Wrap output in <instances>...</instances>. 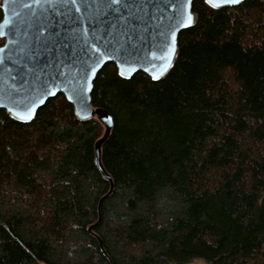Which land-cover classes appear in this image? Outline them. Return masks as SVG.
I'll return each mask as SVG.
<instances>
[{
	"label": "trees",
	"instance_id": "obj_1",
	"mask_svg": "<svg viewBox=\"0 0 264 264\" xmlns=\"http://www.w3.org/2000/svg\"><path fill=\"white\" fill-rule=\"evenodd\" d=\"M192 9L166 75L94 79L99 215L101 123L61 93L27 122L0 109V264H264V0Z\"/></svg>",
	"mask_w": 264,
	"mask_h": 264
},
{
	"label": "snow or ice",
	"instance_id": "obj_2",
	"mask_svg": "<svg viewBox=\"0 0 264 264\" xmlns=\"http://www.w3.org/2000/svg\"><path fill=\"white\" fill-rule=\"evenodd\" d=\"M240 2L205 0L213 8ZM33 5L37 10L32 12L33 21L24 32L23 40L14 37L11 40L12 47H0V76H11L14 81L29 85L24 96L17 101L18 110L13 117L22 122L32 119L37 106L36 100L30 99L31 95L40 93L36 98L39 104L45 102L41 98L45 94L55 95L50 89L60 77L67 79L65 73L59 70L66 66L64 58L74 63L78 50L84 53L78 58L84 66L89 61L98 64L115 57L120 59L118 70L123 66L131 67L128 58L134 53L125 48L121 41L132 43L137 34L144 30L148 22L146 17L156 19L154 15L149 16V9H161L160 3H154V0H31L27 7L32 9ZM164 5L176 9V13L169 17L168 32L158 33L165 39L156 51L150 52V58L146 57L153 69L159 68V74L153 75V80L159 79L172 67L178 28L189 27L195 22L190 11L191 0H177L175 4L164 0ZM85 23L88 24L87 33L83 28ZM17 31L13 29L14 33ZM4 34V30L0 29V36ZM68 49L70 52L66 51ZM118 74L125 76L124 71H118ZM60 83L63 84L64 80H60ZM83 91V85L72 89L73 94L80 98L81 105L84 104L81 97ZM111 122V118H108L109 125Z\"/></svg>",
	"mask_w": 264,
	"mask_h": 264
},
{
	"label": "water",
	"instance_id": "obj_3",
	"mask_svg": "<svg viewBox=\"0 0 264 264\" xmlns=\"http://www.w3.org/2000/svg\"><path fill=\"white\" fill-rule=\"evenodd\" d=\"M194 0H191L190 11L194 16L195 22L197 21L196 13L192 9V4ZM243 0H241L242 2ZM31 2V0H0V9L2 11V18L0 19V29H3L5 34L0 36V39L3 40V43L0 44V47L8 45L12 47L11 40L15 37L16 39L23 40L24 32L29 29L30 24L33 21L32 12L36 11L35 5H33L32 9H29L27 5ZM154 3H160L161 9L160 11H156L155 8L149 9V16L154 15L156 19H150L146 17L148 21L144 27V30H141L137 36L134 38L132 43H128L126 41H121L124 44L125 48H128L130 51L134 53V55L128 58V63L131 65L123 66L119 70L117 69V64L120 63L119 58L106 59L101 63H93L89 61L87 66H84L81 61L78 59L80 56H83L84 53L82 51H77L75 62L69 60L65 57V65L61 67L59 70L65 73V77H60L57 81V84L50 89V91H54L55 95L61 93L64 95L66 100L71 103L73 107L74 114L78 119L87 120L91 118H96L101 125L103 126V132L99 138L94 142L93 147V160L94 164L97 167L98 171L102 175L104 179H106L109 183L108 191L100 197L98 201V215L100 212V206L103 199H105L113 189V181L111 175L106 171L103 166L101 160V148L103 144L107 141L109 134L114 126L113 116L109 113V111L103 107H95L91 101V92L93 89V82L98 73V71L103 67L105 63L111 62L114 63L118 71H124L125 78L131 77L136 72H143L152 78L153 75L159 74V68L153 69L150 64L147 62V58H150V52L156 51L160 43L165 39L164 36L158 35L159 32L167 33L169 30V17H172L176 13V9L172 7H168L164 5V0H154ZM170 4L177 3V0H169ZM237 5V4H235ZM224 6H233V5H222ZM218 7V8H220ZM192 24L191 26H193ZM189 26V27H191ZM84 31L87 33L88 24L85 23L83 25ZM188 27L178 28L176 31V54L172 60V67L176 61L178 55V37L179 33ZM13 29H17L19 31L13 32ZM133 44L135 47H133ZM70 52V49L66 50ZM55 55V53H53ZM7 63V61H6ZM11 67V65H9ZM133 67L135 70L133 71ZM168 69L167 72L160 75V78L166 75L171 68ZM55 70V69H54ZM86 72V75H85ZM14 75V74H13ZM83 77V78H82ZM60 80H64V83L61 84ZM70 81V83H69ZM84 86V91L81 93V97L83 98L84 104L81 105L80 98L75 96L72 92L73 88H78L79 86ZM29 85H24L22 81H14L11 76H0V109H4L6 113L10 117H14L16 111L18 110L17 101L22 98L25 92L28 90ZM13 89L16 91L14 92ZM40 93H33L30 97L32 100H36L37 106L35 107L32 113V119L34 118L37 110L44 105V103L49 99L54 97L55 95H47L45 94L41 98L44 99L43 104H39V101L36 99ZM69 96H72V99H69ZM12 110L10 113L9 110ZM23 114V113H21ZM108 118H111V124H108ZM14 119V118H13ZM31 119V120H32ZM17 120V119H16ZM20 121V120H18ZM30 121V120H29ZM98 220L92 224H90L87 229L88 231L95 236L100 244L101 250H103L101 245V240L93 232L94 226L98 223ZM104 252V251H103Z\"/></svg>",
	"mask_w": 264,
	"mask_h": 264
},
{
	"label": "rangeland",
	"instance_id": "obj_4",
	"mask_svg": "<svg viewBox=\"0 0 264 264\" xmlns=\"http://www.w3.org/2000/svg\"><path fill=\"white\" fill-rule=\"evenodd\" d=\"M190 264H205V263L199 258H194L191 260Z\"/></svg>",
	"mask_w": 264,
	"mask_h": 264
}]
</instances>
